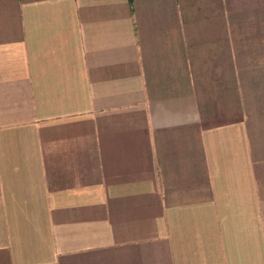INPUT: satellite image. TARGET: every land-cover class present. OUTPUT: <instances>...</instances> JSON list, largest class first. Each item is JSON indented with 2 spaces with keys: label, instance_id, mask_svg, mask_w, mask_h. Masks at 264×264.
<instances>
[{
  "label": "crops",
  "instance_id": "obj_1",
  "mask_svg": "<svg viewBox=\"0 0 264 264\" xmlns=\"http://www.w3.org/2000/svg\"><path fill=\"white\" fill-rule=\"evenodd\" d=\"M0 264H264V0H0Z\"/></svg>",
  "mask_w": 264,
  "mask_h": 264
}]
</instances>
